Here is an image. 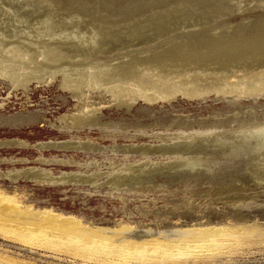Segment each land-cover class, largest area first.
Returning a JSON list of instances; mask_svg holds the SVG:
<instances>
[{
    "label": "rangeland",
    "instance_id": "rangeland-1",
    "mask_svg": "<svg viewBox=\"0 0 264 264\" xmlns=\"http://www.w3.org/2000/svg\"><path fill=\"white\" fill-rule=\"evenodd\" d=\"M0 1V33L3 34L14 35L21 31L32 36L34 31L48 26L49 31L52 28L78 35L79 29L83 30L87 25L86 28L94 27L95 31L101 30L102 33L110 27L109 32H105L110 43L101 44L99 52L108 54L90 56L100 62L114 60L117 55L121 57L120 54L129 51L128 57L138 55V58L147 60L148 55L152 58L148 61L156 63L159 57L167 61L168 55L165 65L175 62L172 63L173 68L175 64L180 66V62L182 66L186 62L187 68L194 67L192 63L195 60H207V55L213 61L208 59L207 62L212 63L206 62L211 67H218L219 64L213 63L233 56V64L237 67L251 66L252 63L256 68L259 63L264 64V52L260 46L264 44V0H243L245 3L242 0ZM259 3L260 8L255 6ZM238 5L248 8L241 9ZM231 9L233 12L229 11ZM135 10L141 12L136 13ZM215 12L220 14L216 17ZM231 12L234 15H230ZM196 19L199 26L195 24ZM177 22H182V26ZM183 25L187 29L182 28ZM209 25L213 26L212 29ZM239 25L244 26L245 31ZM188 27L193 28L190 31ZM223 29L228 30V34ZM201 34L206 39H200ZM149 40L152 41L147 44ZM210 41L215 48H210ZM224 41V44L219 43ZM245 42L250 49L255 44L257 46L251 51ZM238 43H242V48ZM258 43L263 62L258 58L261 57L257 53ZM145 44L153 48L145 49ZM235 45L239 52H233L236 47L231 46ZM114 47H119L118 51ZM192 47L195 53L190 51ZM244 47L246 54L242 50ZM200 48L205 57L198 55L202 53ZM223 48H233L229 51L233 54H227ZM216 49L226 53H223V58ZM206 51L211 54H206ZM247 51H251L249 55ZM239 53L245 54L242 56L247 59L241 58ZM250 54L260 62L253 61ZM163 58L159 62L162 66ZM169 58L178 62H170ZM238 60L242 63L245 60V64ZM89 72L62 67L46 73L45 77L51 82L35 84L40 76L34 75L31 77L34 83L17 88V72L10 65L4 67L0 63V206L14 204L22 212L43 215L48 212L63 219L73 218L84 227H102L111 231L134 229L155 234L246 226L264 233V84H238L227 80L225 86L218 87L213 83L189 86L169 83L156 87L144 79L131 83L116 81L106 92L84 86ZM91 72L98 74L94 70ZM107 81V78L100 77L102 85ZM134 95L136 98L132 101ZM3 216L0 211V220ZM253 238L219 254L202 253L192 256L195 259L176 258L163 262L151 259L145 264H264V235ZM53 249L42 246L41 242L19 240L16 235L0 230V264H144L137 259H109L105 256H101L102 259L92 256L93 259L88 260L90 257L81 253Z\"/></svg>",
    "mask_w": 264,
    "mask_h": 264
},
{
    "label": "bare ground",
    "instance_id": "bare-ground-1",
    "mask_svg": "<svg viewBox=\"0 0 264 264\" xmlns=\"http://www.w3.org/2000/svg\"><path fill=\"white\" fill-rule=\"evenodd\" d=\"M4 1V0H3ZM153 1V0H152ZM187 1V0H186ZM206 1V0H205ZM221 1V0H219ZM238 1V0H237ZM243 1V0H242ZM245 1V0H244ZM243 1V3H245ZM247 1V0H246ZM1 2V1H0ZM8 2V1H7ZM14 2V1H13ZM133 2V1H132ZM149 2V1H148ZM240 2V0H239ZM256 2H258L256 0ZM264 1H262L263 3ZM2 3V2H1ZM25 3V2H24ZM37 3V2H36ZM171 3V2H170ZM218 3V2H217ZM238 3V2H237ZM236 3V5H237ZM242 3V4H243ZM261 3V1H260ZM260 3L258 5H255L257 7L260 8ZM15 4V3H14ZM17 4V3H16ZM20 4V3H19ZM147 4V3H146ZM155 4V3H154ZM187 4V3H186ZM193 4V3H192ZM196 4V3H195ZM218 4H223V3H218ZM251 4V3H250ZM257 4V3H255ZM7 5V4H6ZM46 5V4H45ZM84 5V4H83ZM150 5V4H149ZM244 5V4H243ZM248 5V4H246ZM254 5V3H253ZM252 5V6H253ZM8 6V5H7ZM26 6V5H25ZM31 5H29L30 8ZM34 6V5H33ZM71 6V5H70ZM123 6V5H122ZM128 6V5H127ZM148 6V5H147ZM188 6V5H187ZM186 6V7H187ZM196 6V5H193ZM219 6V5H218ZM222 6V5H221ZM224 6V5H223ZM222 6V7H223ZM239 6V5H238ZM237 6V7H238ZM14 7V5H13ZM12 7V8H13ZM185 7V8H186ZM217 7V6H216ZM215 7V8H216ZM221 7V8H222ZM240 7V6H239ZM245 7V6H244ZM243 7V8H244ZM254 7V6H253ZM6 8V7H5ZM73 8V7H72ZM88 8V7H86ZM102 8V7H101ZM128 8V7H127ZM147 8V7H146ZM156 8V7H154ZM183 8V7H182ZM197 8V7H195ZM241 8V7H240ZM241 8V9H243ZM248 8V7H247ZM245 7V9H247ZM252 8V7H251ZM255 8V7H254ZM262 8V7H261ZM35 9V8H34ZM80 9V8H79ZM180 9V8H179ZM177 8V10H179ZM218 9V7H217ZM236 9V8H235ZM234 9V10H235ZM238 9V8H237ZM250 9V8H249ZM257 9V8H256ZM3 10V8H2ZM29 10V9H28ZM47 10V9H46ZM71 10V9H70ZM85 10V8H84ZM90 10V9H89ZM183 10V9H182ZM198 9H196L197 12ZM216 10V9H215ZM223 11V8L221 9ZM264 10V9H263ZM40 11V10H39ZM49 11V10H48ZM78 11V10H77ZM94 11V10H93ZM111 11V10H110ZM121 11V10H120ZM136 11V10H135ZM140 11L141 10H137ZM136 11V13H137ZM166 11V10H165ZM165 11H163L165 13ZM188 12V10H186ZM190 11V10H189ZM201 11V10H200ZM199 11V12H200ZM209 11V10H208ZM212 11V10H211ZM214 11V10H213ZM226 11V10H225ZM229 11H232L229 10ZM239 11V10H238ZM250 11V10H248ZM254 11V10H253ZM32 12V11H31ZM45 12V11H44ZM52 12V11H51ZM88 12V11H87ZM119 12V11H118ZM127 12V11H126ZM131 12V10H130ZM129 12V13H130ZM139 12V13H140ZM161 11V13H163ZM167 12V11H166ZM174 12V11H173ZM177 12V11H175ZM181 12V11H180ZM185 12V10L183 11ZM203 12V11H202ZM205 12V11H204ZM203 12V13H204ZM207 12V11H206ZM233 12V11H232ZM230 15H234V13L236 11H234V13ZM243 12V11H242ZM27 13V12H26ZM68 13V12H67ZM138 13V14H139ZM160 13V14H161ZM182 13V12H181ZM193 13V12H192ZM191 13V14H192ZM198 13V12H197ZM208 13V12H207ZM218 14H220V12H217ZM228 13V12H227ZM226 13V14H227ZM241 13V12H240ZM15 14V13H14ZM42 14V13H41ZM55 14V13H54ZM89 14V13H88ZM128 14V12H127ZM134 14V11H133ZM168 14V13H167ZM178 14V12L176 13ZM190 14V12H189ZM200 14V13H199ZM198 14V15H199ZM206 14V13H205ZM204 14V15H205ZM209 14H211V12H209ZM216 12L214 15H217ZM223 14V12H222ZM239 14V13H238ZM132 15V14H130ZM135 15V14H134ZM133 15V16H134ZM159 15V14H158ZM179 15V14H178ZM177 15V17H178ZM182 15H186L184 13H182ZM188 15V13H187ZM195 13H194V18H195ZM207 15V14H206ZM205 15V17H206ZM228 15V14H227ZM3 16V15H2ZM47 16V15H46ZM84 16V15H83ZM88 16V15H87ZM137 16V15H136ZM167 16V15H166ZM176 16V15H175ZM190 16V15H189ZM193 16V15H192ZM201 16V15H200ZM226 16V15H225ZM11 17V15H10ZM103 17V16H102ZM159 17V16H158ZM162 17V15H161ZM160 17V18H161ZM180 17V16H179ZM186 17V16H185ZM203 17V16H202ZM208 17V16H207ZM212 17V16H211ZM228 17V16H227ZM17 18V17H16ZM36 18V17H35ZM96 18V17H95ZM168 18V17H167ZM174 18V16H173ZM184 20V16L182 17ZM187 18V17H186ZM190 18V17H189ZM193 18V19H194ZM197 18V16H196ZM199 18V16H198ZM214 18V17H213ZM33 19V18H31ZM40 19V18H39ZM70 19V18H69ZM83 19V18H82ZM97 19V18H96ZM176 19V18H175ZM181 18H179L180 20ZM200 19V18H199ZM198 19V20H199ZM203 19H205L203 17ZM217 19V18H216ZM219 19H220V15H219ZM35 20V19H33ZM53 20V18H52ZM60 20V19H59ZM64 20V19H63ZM67 20V19H66ZM137 20V19H136ZM139 20V19H138ZM163 20V18H162ZM166 20V18H165ZM178 20V19H177ZM182 20V21H183ZM212 20V19H211ZM262 20V19H261ZM90 21V20H87ZM96 21V20H95ZM144 21V20H143ZM189 21V20H188ZM187 21V23H188ZM191 21V20H190ZM200 21V20H199ZM204 21V20H203ZM207 21V20H206ZM210 21V20H209ZM208 21V22H209ZM215 21V20H212ZM218 21V20H217ZM251 21V20H250ZM254 21V20H253ZM17 22V21H16ZM175 22V21H174ZM194 22V20L192 21ZM197 19L195 21V24L197 23ZM211 22V21H210ZM216 22V21H215ZM246 22V21H245ZM255 22V21H254ZM258 19L255 22L256 25L258 24ZM2 23V22H1ZM29 23V22H28ZM37 23V22H36ZM49 23V22H48ZM86 23V22H85ZM95 23V22H94ZM134 23V22H133ZM155 23V22H154ZM165 23V22H164ZM163 23V24H164ZM179 24H181L182 22H177ZM185 23V22H184ZM199 23V22H198ZM207 23V22H206ZM205 23V24H206ZM249 24V20L247 22ZM251 23V22H250ZM15 24V23H14ZM18 24V22H17ZM58 24V23H56ZM71 24V23H69ZM89 24V23H88ZM93 24V22H92ZM91 24V25H92ZM96 24V23H95ZM149 24V23H148ZM160 24V22H159ZM162 24V23H161ZM175 24V23H174ZM203 24V23H202ZM209 24V23H207ZM211 24V23H210ZM244 24V23H243ZM62 25V24H61ZM80 25V24H79ZM90 25V26H91ZM98 24H96L95 27H97ZM111 25V24H110ZM125 25V24H124ZM150 25V24H149ZM158 25V24H157ZM176 25V24H175ZM189 24H187L188 26ZM194 25V24H193ZM192 25V26H193ZM197 26H199L198 24H196ZM195 25V27H196ZM201 25V23H200ZM213 25V24H212ZM246 25V24H245ZM3 26V25H2ZM11 26V25H10ZM33 27L35 25H32ZM81 26V25H80ZM86 26V24H85ZM88 26V25H87ZM86 26V27H87ZM107 26V25H106ZM165 26V25H164ZM178 26H182L178 25ZM203 26L205 27L206 25L203 24ZM208 26V25H207ZM211 25H209V28L212 29V27H210ZM216 26V25H215ZM214 26V27H215ZM240 27L242 25H239ZM238 26V27H239ZM253 26L254 23H253ZM261 26V25H260ZM63 27V26H61ZM69 27V26H68ZM72 27V26H71ZM83 27V26H82ZM84 28L83 30L79 29V34L77 35L76 33H69L66 31H57V30H53L52 28H50L51 30H48V26L47 28L43 29V28H39V30H43L39 31L37 30V32L34 31V33L32 34V36H28L30 34H26V33H18L14 34V35H10L7 33L3 34L2 32L0 33V63L3 64L4 67H6V65H10L13 70H15L17 72L18 75V80L16 81V85L17 88H25L27 87L29 84L34 83L31 79L32 76L37 75L40 76L38 78V80L35 81V84H45L47 82H51L52 80L47 79V77H45L46 73L49 71H58L60 68L62 67H67L68 69L72 70L74 68H78V69H83L86 71H90L89 72V79L88 82L84 84V86L88 89H93L94 91H106L108 92L110 87L112 85V83H115L116 81H120L121 83H131L132 81H144V79L151 81V83L155 84L156 87L162 86V85H166L169 83H174V85L177 86H189V85H200L202 83H209V84H214L215 86H225L226 81L229 80L232 83H238V84H251V83H261L264 84V64L260 65L261 63H259L256 68L255 66H252V63L249 62L247 64L251 63V66L249 65H245L247 67H241L239 65V63H242L241 60L237 65L233 64L235 62L234 60V56L233 57H225L227 58L225 61H219L220 63H216L214 62V64H219L218 67H211L210 65H207V63H209V61L207 62V60H211L210 58H208V55L206 57L207 60H198L201 63H198V61L196 62V60L194 61L195 64L194 67H190L187 68L186 64L183 66L181 65L180 62V66H177V64H175V68L174 65L172 63V61H177V60H171L170 58V62L171 65H169V62L165 65V62L168 61V55H167V61H164L163 57H159V55L157 56V58L159 57L160 60L161 58H163V62L164 65H160L159 62H161L160 60H156L159 61L158 63H156L154 60H152L155 64H153V62L150 60L152 58L147 57V60L145 58H138L136 57H128V52L125 48L124 51L127 53L124 54H120L119 56L121 57H117L114 58V60H109V61H105V62H100L98 60V58L95 59H91V55H97V53L100 52L101 47L106 44V42L108 41L107 37H106V31H108V29L110 30V27L103 33L100 31H95L94 27H88V28ZM128 27V26H127ZM156 27V26H154ZM186 26L183 25L182 28H185ZM190 27V25H189ZM188 27V29H190ZM194 27V26H193ZM192 27V28H193ZM202 27V25H201ZM230 27V26H229ZM232 27V26H231ZM235 27V26H234ZM244 27V26H243ZM241 27V28H243ZM264 27V26H262ZM10 28V27H9ZM12 28V26H11ZM19 28V26H18ZM60 28V26H59ZM74 28V27H72ZM76 28V27H75ZM101 28V27H100ZM103 28V27H102ZM113 28V27H111ZM133 28V27H132ZM179 28V27H178ZM181 28V27H180ZM191 28V29H192ZM203 28V27H202ZM206 28V27H205ZM217 28V27H216ZM215 28V30H216ZM240 28V29H241ZM250 28V27H249ZM254 28V27H253ZM258 28V27H257ZM1 29V27H0ZM22 29V28H21ZM63 29V28H62ZM61 29V30H62ZM104 29V28H103ZM159 29V28H158ZM190 29V31H191ZM196 29V28H195ZM194 29V30H195ZM200 29V27H199ZM204 29V28H203ZM214 29V28H213ZM218 29V28H217ZM227 29V28H226ZM226 29L224 30L225 32ZM231 29V28H230ZM238 29L239 28H235ZM234 29V30H235ZM245 27L243 28V30L245 31ZM248 29V28H247ZM9 30V29H8ZM33 30V29H32ZM67 30V29H65ZM122 30V29H121ZM120 30V31H121ZM141 30V29H140ZM149 30V29H148ZM157 30V29H156ZM162 30V29H161ZM181 30V29H180ZM201 30V29H200ZM206 30V29H204ZM203 30V31H204ZM214 30V31H215ZM222 30V31H223ZM252 32V29H250ZM254 30V29H253ZM259 28H258V32H259ZM263 30V29H262ZM77 31V30H76ZM119 31V32H120ZM125 31V30H123ZM134 31V30H133ZM136 31V30H135ZM152 31V30H151ZM163 31V30H162ZM165 31V30H164ZM178 31V30H177ZM188 31V32H190ZM247 31V30H246ZM261 31V30H260ZM10 32V31H9ZM72 32V31H70ZM109 32V31H108ZM131 32V31H130ZM195 32V31H194ZM213 32V31H212ZM221 32V31H220ZM237 32V31H236ZM112 33V32H111ZM198 33V30L197 32ZM207 33V32H206ZM209 33V32H208ZM222 33V32H221ZM233 33V32H232ZM242 33V30H241ZM259 33H262L259 32ZM119 34V33H118ZM123 34V33H122ZM127 34V33H126ZM137 34V33H136ZM179 34V33H178ZM177 34V35H178ZM182 34V33H181ZM190 34H192L190 32ZM195 34V33H194ZM192 34V35H194ZM200 34V32L198 33V35ZM203 34L205 35V33L203 32ZM226 34V33H225ZM225 34L223 33V35L225 36ZM228 34V32H227ZM257 34V33H256ZM255 34V35H256ZM110 35V34H109ZM148 35V34H147ZM153 35V34H152ZM155 35V34H154ZM189 33L186 35L188 36ZM202 35V34H201ZM210 34H208V36H210ZM222 35V37H223ZM240 35V34H239ZM242 35V34H241ZM249 35V34H248ZM262 35V34H261ZM151 36V35H150ZM157 36V34H156ZM155 36V37H156ZM176 36V35H175ZM174 36V37H175ZM180 37V35H178ZM177 36V38H178ZM183 36V34L181 35ZM185 36V35H184ZM191 36V35H190ZM221 36V35H220ZM220 36H218V38L220 39ZM237 36V35H236ZM112 37V36H109ZM108 37V38H109ZM115 37V36H114ZM129 37V36H128ZM137 37V36H136ZM147 37V36H146ZM145 37V38H146ZM206 37V35H205ZM203 37H199L201 38H205ZM222 37L220 40H222ZM261 37V36H259ZM258 37V40H259ZM153 38V37H152ZM159 38V37H158ZM184 38V37H183ZM190 38V37H189ZM194 38V37H193ZM197 38V37H196ZM197 38V39H199ZM217 38V37H216ZM225 38V37H223ZM240 38V37H239ZM239 38L237 40H239ZM264 38V37H263ZM111 38H109L110 40ZM149 39V38H148ZM171 39V38H169ZM192 39V38H191ZM195 39V38H194ZM196 39V41H197ZM206 39V38H205ZM209 39V38H208ZM207 39V40H208ZM214 38L210 37V40ZM218 39V40H219ZM247 39V38H246ZM255 39V38H253ZM138 40V39H137ZM154 40V39H152ZM151 40V41H152ZM157 40V39H156ZM167 40V39H166ZM203 40V39H202ZM217 39H215V41H218ZM233 40V39H232ZM231 40V42H232ZM245 40V39H243ZM261 40V39H260ZM128 41V40H127ZM135 41V40H134ZM149 40L150 44L151 42ZM199 41V40H198ZM205 41V40H204ZM230 41V40H228ZM234 41V40H233ZM249 41V39H248ZM264 41V40H263ZM109 42V41H108ZM129 42V41H128ZM131 42V41H130ZM133 42V41H132ZM147 42V41H146ZM193 42V41H192ZM231 42L230 45L232 44ZM237 41H235L236 43ZM240 42V41H239ZM242 42V41H241ZM258 42V41H257ZM110 43V42H109ZM121 43V42H120ZM140 43V42H139ZM196 42L194 41V44ZM200 43V42H199ZM205 43V42H204ZM203 43V45H204ZM209 43V42H208ZM207 42L205 44H208ZM215 43V42H214ZM217 43V42H216ZM219 43H225L224 42H219ZM218 43V45H219ZM234 43V42H233ZM244 43V42H243ZM246 43V42H245ZM251 43V42H250ZM261 43V41L259 42ZM258 43V52H260L261 49H263L264 52V44L260 45ZM103 44V45H101ZM125 44V43H124ZM143 44V43H142ZM192 44V43H191ZM212 42L210 41V43L208 45H210L212 47L215 48V45H211ZM223 44H220L221 46H223ZM228 44V42H226V45ZM239 44V43H238ZM247 44V43H246ZM255 44V43H254ZM139 45V44H138ZM179 45V44H178ZM182 45V44H181ZM180 45V46H181ZM190 45V44H188ZM201 45V44H200ZM217 45V46H218ZM229 45V44H228ZM234 45V44H233ZM242 45L239 44V46ZM248 48H249V44ZM261 49H259L260 46ZM101 46V47H100ZM105 46V45H104ZM117 46V45H116ZM146 46V44H145ZM151 46V45H150ZM174 46V45H172ZM179 46V47H180ZM186 46V45H185ZM216 46V47H217ZM245 46V44H244ZM253 46H257L256 44ZM131 47V46H130ZM134 47V46H133ZM146 46L145 49L151 48ZM177 47V45L175 46ZM184 47V44H183ZM188 47V46H186ZM191 47V46H190ZM201 47V46H199ZM206 47V46H205ZM204 47V49H205ZM224 47V46H223ZM228 47V46H226ZM230 47V46H229ZM231 47H236L234 48L237 49L238 46H231ZM241 47V46H240ZM251 47V45H250ZM254 47V48H255ZM113 48V47H112ZM115 48V47H114ZM119 47H116L115 49H117ZM132 48V47H131ZM130 48V49H131ZM135 48V47H134ZM153 48V47H152ZM164 48V47H163ZM169 48V47H168ZM167 48V49H168ZM171 48V47H170ZM189 48V47H188ZM209 48V50L211 51V49ZM219 48V47H218ZM231 48V50L233 49ZM242 48V47H241ZM240 48V49H241ZM246 47V50L248 49ZM253 48V47H252ZM252 48L250 49L252 51ZM253 48V49H254ZM121 49V48H120ZM119 49V51H120ZM139 49V48H137ZM165 49V48H164ZM190 49V48H189ZM198 49V47L196 48ZM225 48H223L224 50ZM248 49V50H249ZM257 49H255L257 51ZM114 50V49H113ZM176 50V49H175ZM178 53H180L179 51H181L179 48L177 49ZM194 51V53L196 52L195 49H193V47L191 48L190 51ZM200 50H202L200 48ZM199 50V52H200ZM213 50V49H212ZM215 50V49H214ZM213 50V51H214ZM217 50V49H216ZM226 50V49H225ZM224 50V51H225ZM229 50H226L227 54L229 53ZM233 52L236 53L239 52V50H235ZM244 50L243 52H245V47L242 49ZM241 50V51H242ZM111 51V50H110ZM109 51V53L111 54V52ZM118 51V49L116 50ZM134 51V49H133ZM133 51L131 53H133ZM140 51H146V50H140ZM170 51V49H169ZM208 51V52H210ZM251 51H247V55H249V53ZM262 51V50H261ZM107 52V51H106ZM114 52V51H113ZM134 52H139L138 51H134ZM176 52V51H175ZM198 52V51H197ZM207 51L205 52L206 54L208 53ZM212 52V51H211ZM211 52L209 54H211ZM216 52V51H215ZM255 52V51H254ZM104 53V52H103ZM102 52L99 53L100 55L103 54ZM131 53L129 55H131ZM146 53V52H144ZM153 53V52H152ZM163 53V52H162ZM167 53H169L167 51ZM173 52H171L172 54ZM177 53V52H176ZM177 53V54H178ZM193 53V52H192ZM201 53V52H200ZM218 55H220L221 53L218 52ZM225 53V52H223ZM223 53L221 54L222 56H220V58H223ZM232 53V52H231ZM229 53V54H231ZM253 53V52H252ZM256 53V52H255ZM256 53V55H257ZM104 54H108L104 53ZM117 54H119L117 52ZM136 54V53H135ZM142 54V52L140 53ZM149 54V53H148ZM151 54V53H150ZM149 54V55H150ZM159 54V53H158ZM165 54V52H164ZM183 53L181 52V55ZM187 56L189 55L188 53ZM191 54V52H190ZM197 54V53H196ZM195 54V55H196ZM203 54V50L202 53L198 55H202ZM214 54V52H213ZM212 54V55H213ZM226 54V53H225ZM233 54V53H232ZM238 54V53H237ZM236 54V55H237ZM240 54V53H239ZM246 54V52H245ZM244 54V55H245ZM262 53H259L258 55L260 56ZM112 55V54H111ZM133 55V54H132ZM152 55V54H151ZM150 55V56H151ZM153 55L155 56V52L153 53ZM152 55V56H153ZM161 55V54H160ZM170 55V54H169ZM192 55V54H191ZM205 54H203L204 56ZM211 55V56H212ZM216 55V53H215ZM218 55H216L217 57H219ZM241 56L243 55L242 53L240 54ZM239 55V56H240ZM243 55V56H244ZM254 55V54H253ZM257 55V56H258ZM264 55V54H263ZM104 56V55H103ZM116 56V54H115ZM134 56V55H133ZM142 56V55H140ZM153 56V57H154ZM163 56V55H162ZM177 56V55H175ZM180 56V55H179ZM184 55H182V58L184 60ZM186 56V57H187ZM193 57H197L192 55ZM192 56L189 55L190 58H192ZM214 56V55H213ZM236 56L237 59H239ZM240 56V57H241ZM241 58H244V57ZM256 56V57H257ZM96 57V56H94ZM144 57V56H143ZM172 57V56H169ZM185 57V58H186ZM205 57V56H204ZM210 57V56H209ZM215 57V56H214ZM249 57H255L252 56V54H250ZM126 58H129V60H127ZM148 58H150L148 61ZM156 59V57H154ZM153 58V59H154ZM158 58V59H159ZM213 58V57H212ZM219 58V59H220ZM258 58H262L258 57ZM78 59V60H77ZM173 59V58H172ZM179 59V58H176ZM189 59V58H188ZM200 59H203V57L200 56ZM217 60V58H215ZM236 59V61H237ZM244 59H247L246 57ZM251 60V58H248V60ZM259 59V60H260ZM101 60V59H100ZM181 60V61H183ZM214 60V59H213ZM215 60V61H216ZM249 60V61H250ZM255 59H253L254 61ZM258 60V59H256ZM255 60V62H256ZM258 60V61H259ZM187 64H188V60L186 59ZM192 61V60H191ZM210 61V62H211ZM252 61V60H251ZM261 61L263 62V60L261 59ZM162 62V63H163ZM178 62V61H177ZM207 62V63H206ZM213 62V61H212ZM211 62V63H212ZM254 62V63H255ZM260 62V61H259ZM161 63V64H162ZM209 63V64H211ZM191 64V63H190ZM243 65L245 64V60L242 63ZM191 66V65H190ZM249 66V67H248ZM186 67V68H185ZM251 67V68H250ZM254 67V68H253ZM179 68V69H177ZM202 70V71H196V70ZM97 71L98 74H95L94 72L91 71ZM99 78H98V76ZM100 77L103 78H107L108 81L105 82V85H102L100 82ZM109 79H111V82L109 81ZM38 88V87H37ZM85 96V95H84ZM74 97V96H73ZM87 98V97H86ZM85 98V99H86ZM136 98V95L131 97V100L133 101ZM84 114V113H83ZM258 131V130H257ZM8 198V197H6ZM21 209H18V207H16L14 204L12 205H1L0 206V211L3 213V217H1L0 220V230H5L8 231L9 234H14L16 235V237L19 240H27L29 243L31 242H41L42 246L46 245V247L48 246L49 248L52 247L54 248L53 250H59V249H67L71 251H73V253H81L84 256H88L90 257L88 260H90L92 258V256H100V258L102 259L101 256H105V257H117V258H121L124 260H129L132 259V261L135 259L140 260L142 263L148 260H162L163 261H170V260H176V258H187L188 257H192L195 256L197 254H202V253H209V255H211L213 252H216L217 254H219L218 252H223V250L228 249L230 247L233 246H240V244L242 245V243L246 242L247 240L249 241L250 238L253 237H257L258 235H264L263 231L261 232L258 229L255 228H246L245 227H239V228H209L206 229L204 231H197V232H174V231H168V232H161V233H153L152 231H136L134 229H126V230H114L111 231L110 229H103L101 228H89V227H84L82 226L79 222L74 221L72 219H63L60 216H56V215H51L47 212V215H43V214H38V213H31L29 211H20ZM40 213V212H39ZM129 228V227H128ZM124 229V228H123ZM260 237V236H259ZM254 239V238H253ZM251 240V239H250ZM48 249V248H47ZM57 250V251H58ZM60 251V250H59ZM64 251V250H63ZM211 252V253H210ZM203 254V256H204ZM75 255V254H74ZM79 255V254H78ZM207 255V254H206ZM82 257V255H80ZM198 256V255H197ZM196 256V257H197ZM99 258V257H97ZM107 258V259H108ZM194 257H192L193 259ZM93 259V258H92ZM96 259V258H95ZM94 259V260H95ZM106 259V258H105ZM110 259V258H109ZM114 259V258H113ZM118 259V260H119ZM177 259V260H178ZM195 259V258H194ZM151 260V261H152ZM101 261V260H100ZM106 261V260H105ZM108 261V260H107ZM112 261V260H111ZM110 261V262H111ZM120 261V260H119ZM104 262V260H103ZM109 262V261H108ZM124 262V261H123ZM136 262V261H135ZM138 262V261H137ZM136 262V263H137ZM154 262V261H153ZM157 262V261H156ZM155 262V263H156ZM116 263V262H115ZM118 263V262H117ZM116 263V264H117ZM152 263V262H151ZM150 263V264H151ZM160 263V262H159ZM126 264V263H125ZM129 264V263H128Z\"/></svg>",
    "mask_w": 264,
    "mask_h": 264
}]
</instances>
